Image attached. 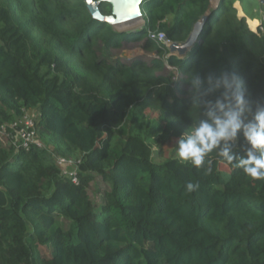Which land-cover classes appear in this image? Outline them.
Instances as JSON below:
<instances>
[{
  "label": "trees",
  "instance_id": "trees-1",
  "mask_svg": "<svg viewBox=\"0 0 264 264\" xmlns=\"http://www.w3.org/2000/svg\"><path fill=\"white\" fill-rule=\"evenodd\" d=\"M237 1L264 27L258 0H148L136 33L95 19L86 0H0V130L34 110L37 133L81 157L75 183L55 151L0 131V264H264V180L215 153L205 175L160 149L203 118L187 92L193 71H235L264 102V31ZM208 13L185 56L149 37L184 42ZM140 40L158 57L110 63L96 50ZM167 64L178 81L160 74ZM98 176L109 185L100 211L88 191Z\"/></svg>",
  "mask_w": 264,
  "mask_h": 264
},
{
  "label": "clouds",
  "instance_id": "clouds-1",
  "mask_svg": "<svg viewBox=\"0 0 264 264\" xmlns=\"http://www.w3.org/2000/svg\"><path fill=\"white\" fill-rule=\"evenodd\" d=\"M145 25L144 20L134 32L144 31ZM186 82L191 104L203 118L176 139L180 162L209 175L215 153L253 180H264V102L249 99L247 86L235 71L206 76L193 71ZM185 187L191 193L199 184L188 182Z\"/></svg>",
  "mask_w": 264,
  "mask_h": 264
},
{
  "label": "rangeland",
  "instance_id": "rangeland-1",
  "mask_svg": "<svg viewBox=\"0 0 264 264\" xmlns=\"http://www.w3.org/2000/svg\"><path fill=\"white\" fill-rule=\"evenodd\" d=\"M257 8V6H256ZM239 11V15L242 17H246L247 18V23L249 28L255 32L258 23H260L258 20H260L259 18H257V20L252 21L254 23H249V19L251 18V16L247 15L244 11V7H240L238 9ZM263 15V13H262ZM250 17V18H248ZM253 19V18H251ZM261 21V20H260ZM254 29V30H253ZM256 33V32H255ZM96 50L98 52V55L100 57L106 58L110 63H115L117 59H120L122 61L125 62H130L131 60H133L134 58H142L144 60H151L153 58L158 57V55L156 54L155 51L153 50H148L145 49L143 46V41H131V42H126L124 47L121 49H107L105 47V44L103 41H99L97 46H96ZM169 71H174L175 77L174 80L178 81L180 73L177 70V68H175L174 66H171L169 64L166 65V68L164 70H162L160 72V74H164V75H169ZM147 113L153 117H158L157 113H154L153 111H147ZM25 116H28L27 118H29L32 122L35 120L36 113L34 110L28 112L26 115H23L22 117H18V119L15 121L16 123H22L20 124L21 126H25L26 124L24 123L25 121ZM8 124L5 123L4 126L1 127V132L2 135L7 134L8 132H6V127H8V125L10 127H12V125H14V123ZM37 138H36V142L38 143V145L44 147V148H48L49 150H53L55 151V155L57 156L58 162H60V166L63 169V172L66 174H70L71 172H76L77 168H78V162L80 160V155L76 154V153H66L65 154L61 153L60 151H58L55 148V145L53 143H47L46 138L42 137L40 135V133L36 134ZM17 140L19 139L18 136V132H17V136H16ZM159 147V145H158ZM163 152V158L169 157L171 155H174L176 157L177 154V145H176V138L173 139H169L166 140L165 142H163L161 148H160ZM60 159V161H59ZM162 158H159L157 160H161ZM109 190V185L106 184L105 182L102 181L101 177H96L95 181H93L91 183V186L89 187L88 191H89V195L91 197V199L93 200V203L95 205V209L97 211H100L101 206L105 204V197H104V192ZM43 255L47 256L50 255L51 253V249L47 248V247H43Z\"/></svg>",
  "mask_w": 264,
  "mask_h": 264
},
{
  "label": "water",
  "instance_id": "water-1",
  "mask_svg": "<svg viewBox=\"0 0 264 264\" xmlns=\"http://www.w3.org/2000/svg\"><path fill=\"white\" fill-rule=\"evenodd\" d=\"M148 0H86L87 7L95 19L105 21L119 31L134 32L143 27L144 12L143 5ZM107 2L112 6V14L104 15L101 11V4ZM212 0V9L219 7V2L214 3ZM264 2V0L262 1ZM211 13H208L199 20L188 37L184 42L174 41L170 46V54L179 57L185 56L188 51L193 47L198 40L205 22L210 19ZM122 26V27H120Z\"/></svg>",
  "mask_w": 264,
  "mask_h": 264
},
{
  "label": "built area",
  "instance_id": "built-area-1",
  "mask_svg": "<svg viewBox=\"0 0 264 264\" xmlns=\"http://www.w3.org/2000/svg\"><path fill=\"white\" fill-rule=\"evenodd\" d=\"M258 1L262 2L263 0H258ZM262 31H264V27H263L262 22H260V23H258L255 32L257 34H259ZM149 37L155 41L164 43L168 47L173 43L172 40L168 39L166 33H164V32L149 31ZM27 117L28 116H25V121H24V123L26 124L25 126H21L20 124H22V123H16L15 122L14 125H12V127L15 128L16 131L18 132L19 139L23 140V145L25 147H29L31 143H36L38 145V143L36 142L37 131L35 129L34 121L32 122ZM59 161H60V159H59ZM69 175L72 177V180L75 183H78L79 179L77 177L76 172H71Z\"/></svg>",
  "mask_w": 264,
  "mask_h": 264
},
{
  "label": "crops",
  "instance_id": "crops-1",
  "mask_svg": "<svg viewBox=\"0 0 264 264\" xmlns=\"http://www.w3.org/2000/svg\"><path fill=\"white\" fill-rule=\"evenodd\" d=\"M215 2H216V0H215ZM240 7H242V4H241V2H236V8L237 9H239ZM245 17V16H244ZM248 18H250V17H248ZM255 19H257V18H255ZM252 21H255L254 19H249V23H250V26H251V23H254V22H252ZM259 22H261L260 20H258ZM255 24V23H254Z\"/></svg>",
  "mask_w": 264,
  "mask_h": 264
},
{
  "label": "bare ground",
  "instance_id": "bare-ground-1",
  "mask_svg": "<svg viewBox=\"0 0 264 264\" xmlns=\"http://www.w3.org/2000/svg\"><path fill=\"white\" fill-rule=\"evenodd\" d=\"M215 1V0H214ZM216 2H218V0H216ZM216 2H214V3H216ZM120 27H122V26H120Z\"/></svg>",
  "mask_w": 264,
  "mask_h": 264
}]
</instances>
